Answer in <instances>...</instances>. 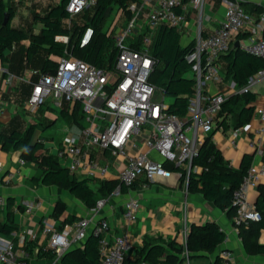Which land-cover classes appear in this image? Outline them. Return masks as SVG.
I'll list each match as a JSON object with an SVG mask.
<instances>
[{"label": "built area", "instance_id": "built-area-1", "mask_svg": "<svg viewBox=\"0 0 264 264\" xmlns=\"http://www.w3.org/2000/svg\"><path fill=\"white\" fill-rule=\"evenodd\" d=\"M95 0H68L66 11L71 16L80 14L84 9L94 6ZM205 0H157L145 15L144 25H140L141 7L130 4L131 17L114 32L115 62L110 68L95 67L85 61L69 55L66 51L50 72L28 70L17 79L31 87L25 103L30 113H36L41 106H48L60 111L64 103L72 110L79 104L83 116V126L77 131L69 125L64 126L63 135L56 144L55 156L62 162L69 173L86 172L88 176L101 178L108 172L107 165H98L92 158L91 151L100 150L127 159L118 175V184L113 194H119L121 186L130 189L143 177L146 181L166 177L172 172L166 164L180 167L189 174L197 171L192 160L197 157L205 137L221 121L219 113L228 98L223 93L203 96L205 84L217 78L219 57L227 53L234 37L253 24V17L233 0L224 10L218 28L211 34H201V24L208 20L204 15ZM149 4L143 0L142 6ZM186 7L197 13L198 29L194 46L186 56L192 63L190 77L195 80L194 95L188 102L187 114L179 117L165 112L164 96L161 91L149 83L154 60L149 56L151 34L161 24L177 29L187 25ZM264 18V14H263ZM147 28L140 39L139 49H133L129 41L141 29ZM254 36L241 45V50L264 61V37ZM92 30L86 29L81 45L86 44ZM66 43L67 38H58ZM13 76L6 77L11 84ZM255 82H264V68L248 79L241 92L249 91ZM255 114L264 124V109L256 108ZM143 133V149L133 155L127 152V143L133 135ZM264 126L254 130V139L249 142L252 148L259 147L263 141L261 134ZM239 133L235 128L231 132V143ZM155 154V155H154ZM20 164L24 160L19 159ZM12 177V174H7ZM264 180V165L251 164L239 186L232 192L233 230L238 233L241 226L260 220V213L249 200V193L257 189ZM186 184V181H185ZM104 199H98L90 208L86 217L71 223L57 224L44 222L36 229H25L15 248L12 240H0V263L3 264H58L69 249L82 246L89 234L98 237L99 264H123L130 242L126 236H115L110 241L106 238L108 223L100 217ZM4 199L0 197V207ZM37 202L36 206H39ZM139 201L127 198L122 204L123 218L132 223L137 218ZM26 205L25 212L34 209ZM41 236L45 239V248L54 253L51 260L33 263L24 250L27 241H36ZM187 231H183L180 241L185 245ZM225 240V237H224ZM218 264H235L231 250L222 248L217 254ZM137 264H149L139 261ZM188 264V261H186Z\"/></svg>", "mask_w": 264, "mask_h": 264}, {"label": "trees", "instance_id": "trees-1", "mask_svg": "<svg viewBox=\"0 0 264 264\" xmlns=\"http://www.w3.org/2000/svg\"><path fill=\"white\" fill-rule=\"evenodd\" d=\"M95 1L94 6L88 7L80 13L87 12L85 16L87 21L80 25L75 23V16H71L66 11L68 0H58L55 5H48L43 13L34 14L33 19L40 24V31L38 34H33L11 27L13 9L8 5V2L0 0V61H8L4 54L5 50L11 51L14 44L28 41L24 56L26 62L31 64L34 70L52 71L58 60L64 56L65 51L95 67H112L116 57L112 27L116 25L118 16L124 15L127 20L131 17L129 6L137 0ZM113 10L116 11L115 18L105 30V20ZM255 11L258 14L263 12L258 7L255 8ZM5 13L8 14L9 20L5 26H2ZM88 28L92 30L90 40L81 45V38ZM145 32H147V28L143 29L141 34H137L132 41H129V45L133 49H139L141 36ZM58 38H67V42L64 43ZM193 46L194 40L182 45L179 29L165 24L156 27L151 34L149 56L154 60V66L149 76V83L160 90L162 96L171 98L165 112L179 117L187 114L188 102L195 91V80L187 76L193 65L186 59ZM220 58L226 62V77L230 78L238 88L245 87L248 79L258 70L264 68L263 60L243 52L239 47L231 48ZM241 95L244 99L242 104H239L241 96L237 95L228 97L223 103L219 113V117L223 118L218 122V125L223 129L227 128V117H230V124L235 128L250 120L254 107L246 105L254 100V94L246 91ZM69 109V105L64 103L59 111V116L68 125L82 128L83 116L79 104H75L72 110ZM35 129V125H28L24 131L14 128L8 134L0 133L1 151H19L22 157L27 158L41 171L39 177L31 179L32 182L45 187L53 186L62 189L89 209L95 205L98 199L97 195L105 197L113 192L118 181L104 180L95 193L89 188L86 180L77 179L52 156L48 155L42 142L31 143L30 139ZM252 159L251 155H244L239 167L230 166L214 147L210 134H208L197 157L192 160V165L197 167V171L186 174L182 168L173 164L165 166L169 170L179 173L181 184L186 181L187 192L201 194L206 201L225 212L228 218H232L234 215L231 201L232 192L239 186ZM262 159L264 160V152ZM120 189L122 192L128 190L124 186H121ZM257 191L258 195L254 204L260 213V220L250 223L248 227L241 226L238 230L243 250L249 255L264 254V243L259 241L261 232L264 231V185H259ZM10 205L12 204L7 201V211ZM63 208L64 204L57 202L52 215L57 216ZM76 220H78L76 217L70 216L65 219V222L71 223ZM16 229L17 226L12 222L10 214L7 213V221L0 225V233L9 234ZM224 237V232L215 222L192 225L187 234L185 245L179 244L175 240L164 243L160 239L158 243H145L142 248L138 249L137 257L134 260L125 257L123 264H137L139 261L149 264H185L186 261L188 264H218L217 256L212 262L201 263V261L208 260V255L212 254L223 242ZM24 250L29 258L36 261H47L54 257L52 250L35 241H27ZM99 260L98 237L89 234L82 246L71 248L64 253L59 264H99Z\"/></svg>", "mask_w": 264, "mask_h": 264}, {"label": "crops", "instance_id": "crops-1", "mask_svg": "<svg viewBox=\"0 0 264 264\" xmlns=\"http://www.w3.org/2000/svg\"><path fill=\"white\" fill-rule=\"evenodd\" d=\"M3 1L6 2V0ZM230 2L232 0H205L203 12L209 19L204 20L201 24V34L203 36L213 33L218 28L223 18L224 10ZM237 2L254 19L253 24L234 37L231 48L239 47L241 49V45L254 36L251 29L255 30L257 36L264 37V0H237ZM142 3L143 0L135 2L137 6L141 7L140 25L143 26L147 11L156 5L157 0H149V4L146 6H142ZM256 7L261 8L263 12L258 14L255 11ZM115 12L109 23L104 27L105 30L115 18ZM184 13L187 25L179 28L182 45L194 40L198 29L197 13L188 7H186ZM126 21L127 19L124 15L118 16L116 25L112 27V37H114L117 27L124 25ZM24 31L38 34L40 24L38 23L35 27H28ZM142 32L143 29H141L140 33ZM27 44L28 41L14 44L11 51H4L8 61H0V133L8 134L14 128L24 131L28 125H35L36 129L31 136L30 142H42L45 152L64 167L54 153L57 144L55 137L53 135L42 136L41 131L46 127L40 128L39 125L41 124L38 117H33L28 121L27 118H24L25 115L29 116L30 113L25 108V103L31 87L17 78L28 70H34V67L26 62L24 56ZM15 61L18 64L16 68L14 66ZM218 67L217 78L204 85L203 96L216 93H223L227 97L237 95L241 96L239 103H244L241 95L242 88H238L225 75L226 62L223 58L219 59ZM8 75L13 76L10 85L5 81ZM187 76L190 77L189 73ZM249 92L254 94V100L246 106H253L254 111L247 123L236 127L239 129V133L234 143H231V132L235 127L230 124V117L226 118V129L218 125L209 133L214 147L228 161L229 165L234 168L239 167L244 155L253 157L251 164L264 165V160L262 159L264 132L261 134L263 141L261 146L255 148L249 146V142L255 137L254 130L264 126L255 114L256 108L264 109V82L253 83L249 88ZM40 108H44L41 117L48 120L47 124L49 126H54L59 120L63 123V127H60L63 132L64 126L68 124L59 116V111L53 110L48 106H41ZM40 108L34 113V116L37 115ZM69 126L74 131L80 128L76 125ZM135 136H141L142 138L139 141H133L131 137L126 146L130 155L143 149L144 134L141 132ZM91 156L98 165H107L108 172H106L105 176L102 178L98 175L88 176L86 172H75L73 175L79 180H86L89 188L97 193L101 182L104 180L118 181L120 170L127 159L100 150L91 151ZM19 159L24 160V163L20 164ZM40 172L33 163L24 156L22 157L19 151L0 150V197L4 199V205L0 207V225L7 221V213H9L12 222L17 226V229L9 234L0 233V240H12L15 248L19 246V238L24 236L22 234L23 230L36 229L38 226L43 225L44 222L51 223L55 221L57 224L62 225L67 223L65 222L67 217L74 216L80 219L86 217L90 210L81 201L62 189L53 186L45 187L32 182L31 179L39 177ZM9 173L12 174L10 178L7 177ZM259 185H264V180ZM257 195V189L251 191L248 195L249 200L254 203ZM129 197L136 198L140 203L137 218L132 223L127 222L122 216V204ZM97 198L105 200L104 206L100 210V217L108 223V230L105 235L107 240L110 241L115 236H126L130 242V247L126 252V258L129 260H134L137 257L138 249L142 248L145 243H158L160 239L164 243L175 240L182 244L180 236L184 230L188 234L192 225L215 222L224 232L225 240L217 246L212 254L208 255L207 261H201V263L212 262L222 248H227L231 250L235 264H264V254L249 255L243 250L238 233L233 230L232 218H228L225 212L206 201L201 194L187 192L186 184L179 182V173L176 171L170 172L166 177L156 178L152 181H146L143 177H140L134 186L125 192L121 191L119 194L111 193L105 197L97 195ZM7 201L12 204L8 211ZM37 202H40L39 206H36ZM57 202L63 203L64 208L57 216H53V210ZM26 205L35 207L31 212L26 213L24 211ZM259 241L264 243V231L261 232ZM35 242L44 245V247L46 246L45 239L41 236ZM29 259L33 263L45 261Z\"/></svg>", "mask_w": 264, "mask_h": 264}, {"label": "rangeland", "instance_id": "rangeland-1", "mask_svg": "<svg viewBox=\"0 0 264 264\" xmlns=\"http://www.w3.org/2000/svg\"><path fill=\"white\" fill-rule=\"evenodd\" d=\"M6 2H8V5L13 9V16L11 20L12 27H16L22 30H27L28 27L31 26L35 27L38 25V22L33 19V15L35 13L37 14L43 13L44 9L48 5H55L56 3H58V0H6ZM86 13L87 12L85 11L82 14H79L78 16L74 17L75 23L77 25L83 24L84 22L87 21V18H85ZM113 14H114V10L109 13L107 19L105 20L104 27H106V25L109 23ZM17 65H18L17 61H15L14 62L15 68ZM163 101L165 105H168L171 102V98L164 96ZM43 112H44V108H40L36 116H34L35 115L34 113L31 114L29 113V116L25 115L24 118H27L28 121L31 120L33 117L34 118L38 117V120L41 124V126L39 125L40 128L42 129L46 127L41 131L42 136L47 137L53 135L56 139V143H58V139L60 140L63 135V132L60 129L63 123H61V121L59 120L58 122H56L54 126H49V124H47L48 120L45 119L44 117H41ZM141 138H142L141 136H135V135L132 136L133 141H139Z\"/></svg>", "mask_w": 264, "mask_h": 264}, {"label": "water", "instance_id": "water-1", "mask_svg": "<svg viewBox=\"0 0 264 264\" xmlns=\"http://www.w3.org/2000/svg\"><path fill=\"white\" fill-rule=\"evenodd\" d=\"M8 20H9L8 14L5 13L4 14V18H3V22H2V26H5L8 23Z\"/></svg>", "mask_w": 264, "mask_h": 264}]
</instances>
